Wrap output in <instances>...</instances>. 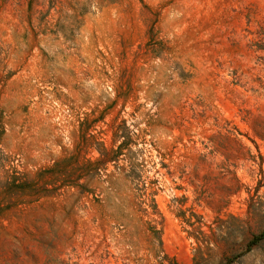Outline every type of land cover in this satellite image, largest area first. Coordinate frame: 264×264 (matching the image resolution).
<instances>
[{
	"label": "rangeland",
	"instance_id": "1",
	"mask_svg": "<svg viewBox=\"0 0 264 264\" xmlns=\"http://www.w3.org/2000/svg\"><path fill=\"white\" fill-rule=\"evenodd\" d=\"M0 264H264V0H0Z\"/></svg>",
	"mask_w": 264,
	"mask_h": 264
}]
</instances>
